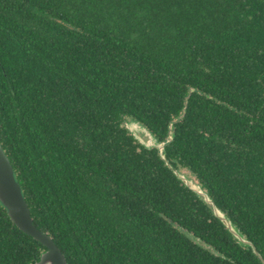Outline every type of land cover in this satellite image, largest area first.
<instances>
[{"label": "trees", "instance_id": "16d2710c", "mask_svg": "<svg viewBox=\"0 0 264 264\" xmlns=\"http://www.w3.org/2000/svg\"><path fill=\"white\" fill-rule=\"evenodd\" d=\"M0 146L66 264H260L264 0H0ZM44 252L0 204V264Z\"/></svg>", "mask_w": 264, "mask_h": 264}, {"label": "water", "instance_id": "95a60500", "mask_svg": "<svg viewBox=\"0 0 264 264\" xmlns=\"http://www.w3.org/2000/svg\"><path fill=\"white\" fill-rule=\"evenodd\" d=\"M130 131L134 136L146 147L157 146L161 151L162 147L157 145L152 137L143 129L136 125H128ZM133 127V128H132ZM135 129V130H133ZM181 182L197 196H199L204 203L211 209L215 217L223 224L228 232L239 242L242 246L250 245L233 227L225 216L215 209L212 202L201 191L200 187L192 180L184 175L176 174ZM0 204L6 210V213L11 222L24 234L32 237L39 242L44 248L45 252L41 255L40 260L35 264H66L63 255L49 236L39 231L32 223V219L21 192V188L15 180L13 169L5 156L0 146ZM188 237L195 243L204 248H209L203 244L199 239ZM254 250V249H253ZM260 264H264V260L260 258Z\"/></svg>", "mask_w": 264, "mask_h": 264}, {"label": "flooded vegetation", "instance_id": "af4514ba", "mask_svg": "<svg viewBox=\"0 0 264 264\" xmlns=\"http://www.w3.org/2000/svg\"><path fill=\"white\" fill-rule=\"evenodd\" d=\"M184 176L187 177L188 179L194 181L199 186V184H198V182H197V180L195 179L194 176L188 174L187 172L186 173L184 172Z\"/></svg>", "mask_w": 264, "mask_h": 264}, {"label": "rangeland", "instance_id": "374dc122", "mask_svg": "<svg viewBox=\"0 0 264 264\" xmlns=\"http://www.w3.org/2000/svg\"><path fill=\"white\" fill-rule=\"evenodd\" d=\"M133 128V127H132ZM133 130H135V129H133Z\"/></svg>", "mask_w": 264, "mask_h": 264}]
</instances>
